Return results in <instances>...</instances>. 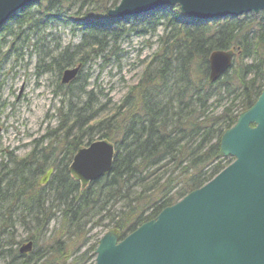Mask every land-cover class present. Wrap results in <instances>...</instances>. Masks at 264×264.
<instances>
[{
	"label": "trees",
	"instance_id": "16d2710c",
	"mask_svg": "<svg viewBox=\"0 0 264 264\" xmlns=\"http://www.w3.org/2000/svg\"><path fill=\"white\" fill-rule=\"evenodd\" d=\"M119 2L35 0L0 30L4 59L21 34L28 38L59 23L82 31L74 47L42 57L41 71L56 75L57 126L23 157L8 153L0 160V264H93L101 234L124 238L232 161L221 156L220 139L264 87V11L205 22L174 6L118 21L108 11ZM157 15L163 21L122 25ZM159 27L158 48L118 103L87 91V59L122 36L153 35ZM215 51L230 52L232 62L210 83ZM78 65L75 79L61 84L62 71ZM100 139L114 147L111 170L82 188L69 165L79 148ZM48 169L53 172L40 185ZM27 243L31 250L20 253Z\"/></svg>",
	"mask_w": 264,
	"mask_h": 264
},
{
	"label": "water",
	"instance_id": "95a60500",
	"mask_svg": "<svg viewBox=\"0 0 264 264\" xmlns=\"http://www.w3.org/2000/svg\"><path fill=\"white\" fill-rule=\"evenodd\" d=\"M35 0H0V29ZM177 6L201 21L258 14L264 0H120L108 16L121 21ZM230 52L209 56L210 83L226 74ZM80 66L62 71L60 82L73 81ZM220 154L232 162L202 187L120 239L106 232L98 240L93 264H264V87L255 103L242 112L220 139ZM114 147L100 139L81 147L69 165L82 188L107 175ZM53 170L39 180L45 185ZM31 250V243L20 253Z\"/></svg>",
	"mask_w": 264,
	"mask_h": 264
},
{
	"label": "rangeland",
	"instance_id": "374dc122",
	"mask_svg": "<svg viewBox=\"0 0 264 264\" xmlns=\"http://www.w3.org/2000/svg\"><path fill=\"white\" fill-rule=\"evenodd\" d=\"M156 19L163 21V17L157 15L153 20L143 18L122 25L128 29L135 23L142 28L148 21ZM160 29L153 35L131 33L122 36L112 41L98 57L87 59L82 69L86 74L87 91L93 90L101 99L118 103L137 84L145 65L158 48ZM42 31L28 38L21 34L14 41L16 51L7 58L4 59V52L0 53V160L8 153L23 157L47 129H54L58 124L60 98L54 95L56 75L41 71L42 57L53 49L58 52L61 48L74 47L81 41L82 31L66 23L54 24ZM0 35L4 36V32ZM5 41L11 43L8 37Z\"/></svg>",
	"mask_w": 264,
	"mask_h": 264
}]
</instances>
